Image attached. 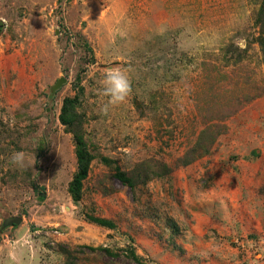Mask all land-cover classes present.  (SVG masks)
Segmentation results:
<instances>
[{
	"label": "rangeland",
	"instance_id": "374dc122",
	"mask_svg": "<svg viewBox=\"0 0 264 264\" xmlns=\"http://www.w3.org/2000/svg\"><path fill=\"white\" fill-rule=\"evenodd\" d=\"M263 49L264 0H0V264H264ZM74 96L93 155L78 202L58 118ZM141 161L170 172L114 177Z\"/></svg>",
	"mask_w": 264,
	"mask_h": 264
},
{
	"label": "trees",
	"instance_id": "16d2710c",
	"mask_svg": "<svg viewBox=\"0 0 264 264\" xmlns=\"http://www.w3.org/2000/svg\"><path fill=\"white\" fill-rule=\"evenodd\" d=\"M264 57V49H263ZM78 97H65L62 101L59 121L65 126V129L72 133L75 141V156H76V169L75 172L68 183V193L71 199L75 202H78L82 198L83 194V182L87 178V175L90 170V165L93 159V155L90 153L89 149L86 146L84 141L83 134L81 132V115L77 110ZM209 149H205L204 152L195 154L192 157H198L204 153H207ZM184 164H187L189 161H184ZM162 168V169H161ZM170 172V168L164 163H160L157 166H152L149 161H141L137 163L133 169L126 173L118 167L114 169V177L120 181L122 185L128 186L130 189H134L139 184L145 183L150 180L153 176H161ZM85 218L89 222H93L99 226H104L108 228L114 227V223L105 218H100L95 215L87 214ZM66 260L64 264H77L75 262V257L72 254L65 250Z\"/></svg>",
	"mask_w": 264,
	"mask_h": 264
},
{
	"label": "clouds",
	"instance_id": "9594fccd",
	"mask_svg": "<svg viewBox=\"0 0 264 264\" xmlns=\"http://www.w3.org/2000/svg\"><path fill=\"white\" fill-rule=\"evenodd\" d=\"M104 94L109 97L110 104L123 102L127 97L131 84L128 75L120 69H112L104 75ZM107 110V105L105 106ZM11 163L18 167L25 166V157L22 152H16L11 157Z\"/></svg>",
	"mask_w": 264,
	"mask_h": 264
},
{
	"label": "water",
	"instance_id": "95a60500",
	"mask_svg": "<svg viewBox=\"0 0 264 264\" xmlns=\"http://www.w3.org/2000/svg\"><path fill=\"white\" fill-rule=\"evenodd\" d=\"M20 217H9L5 220L6 224H16L20 222Z\"/></svg>",
	"mask_w": 264,
	"mask_h": 264
}]
</instances>
